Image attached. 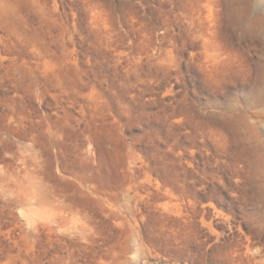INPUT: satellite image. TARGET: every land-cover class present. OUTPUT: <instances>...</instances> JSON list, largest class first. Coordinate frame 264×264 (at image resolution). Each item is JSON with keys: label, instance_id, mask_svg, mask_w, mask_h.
<instances>
[{"label": "rangeland", "instance_id": "obj_1", "mask_svg": "<svg viewBox=\"0 0 264 264\" xmlns=\"http://www.w3.org/2000/svg\"><path fill=\"white\" fill-rule=\"evenodd\" d=\"M0 264H264L260 0H0Z\"/></svg>", "mask_w": 264, "mask_h": 264}, {"label": "snow or ice", "instance_id": "obj_2", "mask_svg": "<svg viewBox=\"0 0 264 264\" xmlns=\"http://www.w3.org/2000/svg\"><path fill=\"white\" fill-rule=\"evenodd\" d=\"M261 6H264V0H260Z\"/></svg>", "mask_w": 264, "mask_h": 264}]
</instances>
